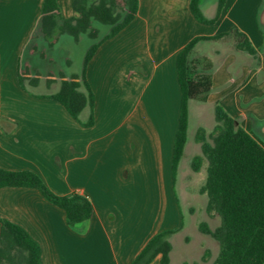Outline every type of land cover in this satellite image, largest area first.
Instances as JSON below:
<instances>
[{"label":"crops","instance_id":"obj_1","mask_svg":"<svg viewBox=\"0 0 264 264\" xmlns=\"http://www.w3.org/2000/svg\"><path fill=\"white\" fill-rule=\"evenodd\" d=\"M137 1L133 21L104 41L88 62L85 77L94 95V124L83 128L60 105L33 98L17 82L18 58L42 0H0V169L33 172L56 195H86L93 208L89 222L74 229L66 224L64 213L36 190L0 189V218L23 228L39 245L42 264H131L155 235L180 228L169 238L171 264L177 254L174 240L185 234L190 162L201 155V148L188 134L195 104L190 101L187 140L173 178L181 102L176 58L193 38L214 36L232 26L252 43L248 26L234 12L246 6L242 17L251 22L260 1L253 0L252 6L226 0L211 31L194 20L189 0ZM56 2L63 18L77 17L73 0ZM205 2L201 9L211 18L217 0H210L207 12ZM258 60L253 73L244 63L236 72L228 71L234 59L217 69L206 102L194 105L197 118L204 116L206 104H219L228 114L232 110L233 118L254 110L264 118V104L258 98L264 94V79L253 85L256 74L264 71V55ZM248 122L246 118L240 126L252 133ZM188 212L193 211L188 207ZM215 217L207 216L205 223L209 226ZM184 242L189 245L190 240L185 236ZM202 245L196 256L200 264L209 261L201 260ZM189 259L179 264H198ZM159 262L157 256L150 264Z\"/></svg>","mask_w":264,"mask_h":264},{"label":"trees","instance_id":"obj_2","mask_svg":"<svg viewBox=\"0 0 264 264\" xmlns=\"http://www.w3.org/2000/svg\"><path fill=\"white\" fill-rule=\"evenodd\" d=\"M202 1L189 0V11L196 22L214 25L220 18L226 0H217L211 18L203 15ZM72 7L77 17L63 18L56 0H42L41 11L23 53L46 60L47 51L54 48L62 37L74 45L86 38L91 44L83 56L80 71L70 74L64 70L42 73L24 62L21 53L16 76L24 92L33 98L50 100L60 105L81 127L89 128L94 124V95L85 77L88 62L104 41L116 36L133 21L138 1L73 0ZM101 27H108L103 35ZM225 37L233 38L236 52L244 53L254 60L257 58L258 51L235 26L225 33L195 37L177 55L181 102L173 146V178L187 140L188 103H205L212 91L211 76L204 72L197 75L194 73L191 55L199 43L216 42ZM65 63L69 66L70 61ZM207 69L211 70L210 67ZM42 79L47 93L34 94L32 89H36ZM56 84L58 90L48 93L50 87ZM84 112L86 118L83 121L80 116ZM214 119L215 125L209 134L202 128L195 134L201 155L192 158L190 168L197 173L203 160H207L206 180L199 192L207 198L206 215L218 216L220 225L212 230L205 222H201L197 226L198 232L218 243V255L212 264H264V143L254 134L246 132L219 104L214 105ZM3 188L36 190L49 204L64 213L66 224L72 228L88 223L93 214L86 195H56L38 175L30 171L0 169V189ZM179 231L180 228L155 235L131 264H150L157 256L160 257L159 264H169V238ZM40 253L39 245L23 228L0 218V264H42ZM209 255L206 250L202 262H206Z\"/></svg>","mask_w":264,"mask_h":264},{"label":"rangeland","instance_id":"obj_3","mask_svg":"<svg viewBox=\"0 0 264 264\" xmlns=\"http://www.w3.org/2000/svg\"><path fill=\"white\" fill-rule=\"evenodd\" d=\"M204 9L207 12L209 7L210 0H205ZM253 0H243V4L246 2H250L252 5ZM260 5L256 9V13L251 20V22H247L245 15L242 17V11H245V7L242 9V6L235 9L234 15L236 14L237 18L240 19L243 26H248L247 30L249 32V36L252 40L253 47L258 51L257 58L254 60L248 55L240 52H236L234 48V40L231 37H225L221 40L216 42H201L199 43L195 50L191 55V63L194 73L197 75L201 72L204 74L210 75L211 79L213 74L217 71V69L221 68V66L227 65V60L234 59V62H229L227 67L228 71L236 72L239 65L244 63V65L248 66L251 73L258 68L259 60L258 57L260 54L264 55V0H259ZM246 5V4H245ZM253 6V5H252ZM250 6V10L252 8ZM203 13V11H202ZM207 14V13H206ZM204 16L205 13H203ZM232 15V16H234ZM241 15V17H240ZM235 16V17H236ZM206 29L211 31L209 25H206ZM223 30V29H222ZM108 31V27H101V35ZM228 32V31H227ZM225 33V32H223ZM220 34V33H219ZM91 44V41H88L86 38H82L80 42L76 45L70 42L67 38H61L58 44L52 48L51 50L47 51V58L46 60H40L37 55H29L27 52L23 53L22 60L24 62H28L33 70H39L42 73L46 71L56 72L57 70H64L68 74L70 73H78L81 68L83 56ZM43 46V45H42ZM41 46V47H42ZM69 60V66H66V61ZM264 62V61H263ZM208 67L211 68L208 71ZM232 67L234 70H232ZM254 86L256 87V83L264 79V71L258 72L256 74ZM220 85L223 84L222 79L219 80ZM34 94H44L47 93L44 85V80L42 79L39 86L36 89H32ZM58 90V85H53L50 87L48 93H55ZM264 90V87H263ZM264 93V92H263ZM264 94L258 95V98L264 104ZM263 97V98H262ZM258 99V100H259ZM256 101V99H255ZM259 102V101H256ZM191 106V120L189 122V137L195 136L198 129L202 128L209 134L214 125V105L215 104H206L203 106L202 111L204 109V116L197 118V109L194 105H199L197 101L194 102ZM254 111H250L246 113V118L248 119V126L252 134L261 142L264 143V118H260L258 114H255ZM229 115L232 117L233 111L229 110ZM239 116L235 118L239 124L243 122L246 118ZM86 112H84L81 116V120H85ZM233 118V117H232ZM208 167L207 160H203L202 169L198 173H191L190 180L188 183V189L186 196V204L183 206V216L186 225V231L184 235H180L174 240L173 248L176 251V255L173 257L171 264H179L183 258L186 260H196L194 262L199 261L197 259L198 254V245L201 243L202 245V257L206 250L209 251L210 255L206 260V263L203 264H212V262L216 259L219 251V246L216 241L211 239L208 236H204L200 234L197 230V226L201 222L207 221V216L205 213V206L207 202L206 195L200 194L199 190L204 185L206 180V169ZM188 171V169L186 170ZM182 173V169L181 172ZM178 182L181 183V175L178 177ZM177 196L184 198V195L181 190H177ZM188 207L191 208L192 215L188 212ZM220 225V218L216 216L214 220L209 224L212 229L217 228ZM72 228V227H70ZM77 227H74V229ZM187 237L190 240L189 245H186L184 242V237ZM191 250V254H187V252Z\"/></svg>","mask_w":264,"mask_h":264}]
</instances>
